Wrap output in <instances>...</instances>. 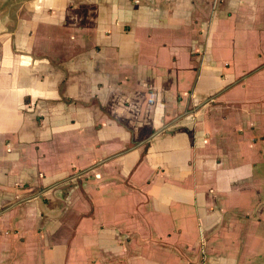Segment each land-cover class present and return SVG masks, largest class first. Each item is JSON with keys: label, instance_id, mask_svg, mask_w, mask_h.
Returning a JSON list of instances; mask_svg holds the SVG:
<instances>
[{"label": "crops", "instance_id": "crops-1", "mask_svg": "<svg viewBox=\"0 0 264 264\" xmlns=\"http://www.w3.org/2000/svg\"><path fill=\"white\" fill-rule=\"evenodd\" d=\"M0 264H264V0H0Z\"/></svg>", "mask_w": 264, "mask_h": 264}]
</instances>
